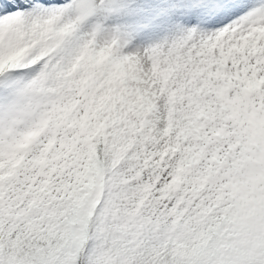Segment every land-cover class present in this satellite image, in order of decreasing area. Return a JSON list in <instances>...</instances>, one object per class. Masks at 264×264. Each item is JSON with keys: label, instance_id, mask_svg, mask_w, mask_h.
Here are the masks:
<instances>
[{"label": "snow or ice", "instance_id": "6c2138e0", "mask_svg": "<svg viewBox=\"0 0 264 264\" xmlns=\"http://www.w3.org/2000/svg\"><path fill=\"white\" fill-rule=\"evenodd\" d=\"M0 264H264V0H0Z\"/></svg>", "mask_w": 264, "mask_h": 264}, {"label": "bare ground", "instance_id": "6f19581e", "mask_svg": "<svg viewBox=\"0 0 264 264\" xmlns=\"http://www.w3.org/2000/svg\"><path fill=\"white\" fill-rule=\"evenodd\" d=\"M150 42H152V40L147 36L140 38L136 41L137 45L139 46H146Z\"/></svg>", "mask_w": 264, "mask_h": 264}]
</instances>
